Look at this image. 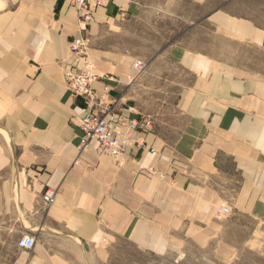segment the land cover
Wrapping results in <instances>:
<instances>
[{
	"label": "crops",
	"instance_id": "0c3cea01",
	"mask_svg": "<svg viewBox=\"0 0 264 264\" xmlns=\"http://www.w3.org/2000/svg\"><path fill=\"white\" fill-rule=\"evenodd\" d=\"M238 1L196 26L192 46L144 54L142 0H106L83 32L70 0H0V264H108L121 244L210 247L230 262L264 247V9ZM78 35L95 90L144 126L122 164L94 141L78 150L87 108L64 80Z\"/></svg>",
	"mask_w": 264,
	"mask_h": 264
},
{
	"label": "rangeland",
	"instance_id": "374dc122",
	"mask_svg": "<svg viewBox=\"0 0 264 264\" xmlns=\"http://www.w3.org/2000/svg\"><path fill=\"white\" fill-rule=\"evenodd\" d=\"M228 1L233 0H142V13L133 25L139 31L140 38H145L139 41V51L150 54L156 48L192 46L196 38V26H199V36L204 31H210L205 29V18L213 10L225 8ZM238 2V5L244 6L245 12L255 18L264 9V0ZM108 264H264V247L246 248L236 253L232 261L224 262L213 256L210 247H188L181 254L150 256L121 244L116 252H112Z\"/></svg>",
	"mask_w": 264,
	"mask_h": 264
},
{
	"label": "built area",
	"instance_id": "2783aa9c",
	"mask_svg": "<svg viewBox=\"0 0 264 264\" xmlns=\"http://www.w3.org/2000/svg\"><path fill=\"white\" fill-rule=\"evenodd\" d=\"M106 0H70L78 16L80 31L93 17V8L100 7ZM88 42L82 35L74 37L69 42L71 67L64 72L66 88L72 96L81 98L86 104V112L81 118L79 129L81 132L78 150L87 149L92 141L96 142L98 151L115 159L122 164L126 152L132 145V134L142 130L144 126L137 120H131L115 110V103L110 101L107 87L98 92L94 83L99 76L94 72V66L88 54ZM145 64L137 60L134 64L136 75L141 74ZM130 110V109H129ZM56 199V191L46 190L42 195V201L46 206H51ZM230 209L221 206L216 215H229ZM34 240L30 237H22L17 246L21 249H31Z\"/></svg>",
	"mask_w": 264,
	"mask_h": 264
}]
</instances>
